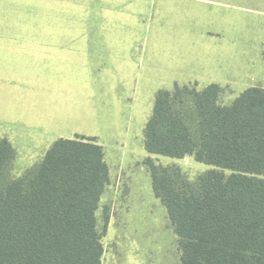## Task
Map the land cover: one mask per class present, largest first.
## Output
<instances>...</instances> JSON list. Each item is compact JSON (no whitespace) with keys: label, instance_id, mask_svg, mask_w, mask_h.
<instances>
[{"label":"trees","instance_id":"1","mask_svg":"<svg viewBox=\"0 0 264 264\" xmlns=\"http://www.w3.org/2000/svg\"><path fill=\"white\" fill-rule=\"evenodd\" d=\"M188 91H159L144 129L143 165L177 236L181 264H264V89L241 93L222 130L215 107L184 135ZM95 141L58 139L13 179L15 150L0 139V264H102L110 209L103 232L97 212L110 172ZM151 156L193 157L212 169L192 182Z\"/></svg>","mask_w":264,"mask_h":264},{"label":"crops","instance_id":"2","mask_svg":"<svg viewBox=\"0 0 264 264\" xmlns=\"http://www.w3.org/2000/svg\"><path fill=\"white\" fill-rule=\"evenodd\" d=\"M97 15L101 37L0 47V139L34 161L26 168L56 140L96 137L107 121L145 129L157 93L179 80L264 89V0H122ZM152 206L178 248L167 210Z\"/></svg>","mask_w":264,"mask_h":264},{"label":"rangeland","instance_id":"3","mask_svg":"<svg viewBox=\"0 0 264 264\" xmlns=\"http://www.w3.org/2000/svg\"><path fill=\"white\" fill-rule=\"evenodd\" d=\"M120 1L0 0V47L33 48L26 45H43V41L39 40L44 37H101L104 19L97 15L99 9L106 7L109 2ZM13 37H16V41H11ZM24 37L37 38L35 43H30L24 41ZM185 81L179 80L178 83L166 85L167 89L160 90L172 93L176 88L189 90L185 97L182 134L192 133L202 112L215 107L222 109L218 128L222 130L239 108L236 100L243 91L209 81ZM219 88L220 95L214 101L212 96ZM106 114L112 116L110 107ZM115 124L117 126L119 122ZM120 125L122 129H117L112 122L107 121L101 123V130L96 137L77 135L74 138L82 141L95 139L104 149L110 171V184L97 212L98 229L103 232L105 209H110V220L103 237V264H179L177 240L166 217L161 216V210L152 206L153 201H157L160 209L166 213L161 201L152 194L151 176L143 165L149 157L144 147V122H122ZM151 157L158 166L180 168L192 182L212 169L211 166L196 162L193 157ZM33 162L26 154H18L10 167L11 177L18 179L25 175L32 169L26 166Z\"/></svg>","mask_w":264,"mask_h":264}]
</instances>
